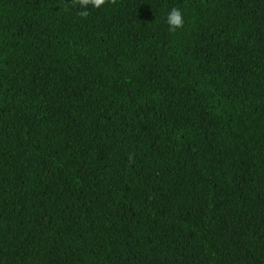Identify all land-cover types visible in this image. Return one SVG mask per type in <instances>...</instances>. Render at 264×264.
I'll list each match as a JSON object with an SVG mask.
<instances>
[{
    "label": "trees",
    "instance_id": "obj_1",
    "mask_svg": "<svg viewBox=\"0 0 264 264\" xmlns=\"http://www.w3.org/2000/svg\"><path fill=\"white\" fill-rule=\"evenodd\" d=\"M79 11L0 0V264H264V0Z\"/></svg>",
    "mask_w": 264,
    "mask_h": 264
},
{
    "label": "clouds",
    "instance_id": "obj_2",
    "mask_svg": "<svg viewBox=\"0 0 264 264\" xmlns=\"http://www.w3.org/2000/svg\"><path fill=\"white\" fill-rule=\"evenodd\" d=\"M105 4V0H72V6L78 7L80 11L78 15L81 18H87L90 14L89 8L97 9ZM165 23L168 26L169 31H176L183 27L184 19L183 12L180 8L173 7L167 11L165 16Z\"/></svg>",
    "mask_w": 264,
    "mask_h": 264
}]
</instances>
